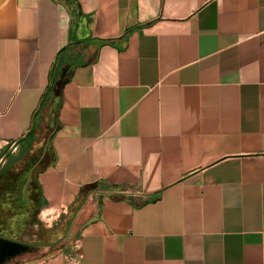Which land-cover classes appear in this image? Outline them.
Here are the masks:
<instances>
[{
  "label": "crops",
  "instance_id": "0c3cea01",
  "mask_svg": "<svg viewBox=\"0 0 264 264\" xmlns=\"http://www.w3.org/2000/svg\"><path fill=\"white\" fill-rule=\"evenodd\" d=\"M32 124L73 209L38 264H264V0H0L12 159Z\"/></svg>",
  "mask_w": 264,
  "mask_h": 264
},
{
  "label": "rangeland",
  "instance_id": "374dc122",
  "mask_svg": "<svg viewBox=\"0 0 264 264\" xmlns=\"http://www.w3.org/2000/svg\"><path fill=\"white\" fill-rule=\"evenodd\" d=\"M47 135L46 132L40 133L37 146L44 145ZM11 154L9 146H0V162L6 158L0 167L1 185L4 186L3 190L0 188V202L5 204L4 201L9 200L7 207H0V264H38L43 261H35L38 257L59 250L63 245L66 225L73 209L68 208L65 213L51 208L47 211V207L42 208V205L24 207L13 201L14 196H3L6 188L7 192L14 194L25 183L29 172V169L20 171L22 165H18L16 171L12 170Z\"/></svg>",
  "mask_w": 264,
  "mask_h": 264
},
{
  "label": "trees",
  "instance_id": "16d2710c",
  "mask_svg": "<svg viewBox=\"0 0 264 264\" xmlns=\"http://www.w3.org/2000/svg\"><path fill=\"white\" fill-rule=\"evenodd\" d=\"M44 104H45V98L44 99L42 98V100H40L39 107H42ZM34 116H35V113H34ZM40 133L41 132L35 130L32 124V127L30 128V130L27 132L26 136L22 139L26 147H24L20 155L18 154L17 160L12 159L11 155L9 156L10 162H13L12 166H14L13 164H15V162L20 161L25 156H28L27 157L28 160L25 162L24 166L22 165L23 169L20 168V171L28 170L31 167V165L34 164V162L37 160V158L41 154V149H42L41 147L43 146V144H41L40 146L33 147V145L39 141ZM44 139H46V137ZM45 148L46 150L44 152L42 161H40V163L34 168V170L31 173L30 180L25 186V190H27L30 200L31 199L33 201L37 200V202H39V205L42 204V197H41L40 189L37 183V173L40 172L44 167L52 163V156H53L52 151H51L50 141L48 142Z\"/></svg>",
  "mask_w": 264,
  "mask_h": 264
},
{
  "label": "water",
  "instance_id": "95a60500",
  "mask_svg": "<svg viewBox=\"0 0 264 264\" xmlns=\"http://www.w3.org/2000/svg\"><path fill=\"white\" fill-rule=\"evenodd\" d=\"M48 139H49V138H48ZM48 139L46 140V142H45V144H44V147H42L43 150H42V152H41L40 157H39V158L36 160V162L30 167L29 172H28L27 181L29 180V178H30V176H31V173H32V171L34 170V168L39 164L40 161H42V158H43L44 152H45V150H46L45 147L47 146V143H48ZM57 251H58V250H53V251H51V252H48V253H46L44 256H42L40 259H36L35 261L44 260V259H46V258H48V257H50V256H52V255H54Z\"/></svg>",
  "mask_w": 264,
  "mask_h": 264
},
{
  "label": "built area",
  "instance_id": "2783aa9c",
  "mask_svg": "<svg viewBox=\"0 0 264 264\" xmlns=\"http://www.w3.org/2000/svg\"><path fill=\"white\" fill-rule=\"evenodd\" d=\"M74 246L77 247L78 246V240L74 241Z\"/></svg>",
  "mask_w": 264,
  "mask_h": 264
}]
</instances>
